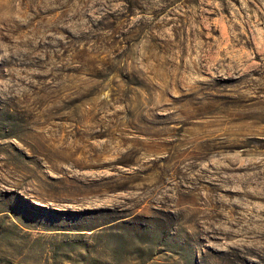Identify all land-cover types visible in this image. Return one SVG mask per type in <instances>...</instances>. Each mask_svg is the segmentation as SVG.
I'll list each match as a JSON object with an SVG mask.
<instances>
[{
    "label": "rangeland",
    "instance_id": "1",
    "mask_svg": "<svg viewBox=\"0 0 264 264\" xmlns=\"http://www.w3.org/2000/svg\"><path fill=\"white\" fill-rule=\"evenodd\" d=\"M0 264H264V0H0Z\"/></svg>",
    "mask_w": 264,
    "mask_h": 264
}]
</instances>
